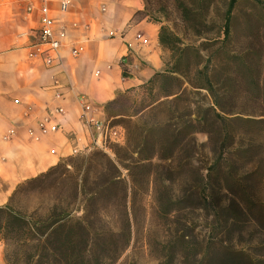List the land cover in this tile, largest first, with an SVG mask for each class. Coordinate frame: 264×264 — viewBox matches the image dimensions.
I'll use <instances>...</instances> for the list:
<instances>
[{
  "label": "rangeland",
  "instance_id": "1",
  "mask_svg": "<svg viewBox=\"0 0 264 264\" xmlns=\"http://www.w3.org/2000/svg\"><path fill=\"white\" fill-rule=\"evenodd\" d=\"M259 1H236L229 38L221 48L240 57L228 66H213L214 79L220 82L218 88L222 84L235 91L234 99L243 90L236 101H229L235 110L246 111L235 115L252 119L262 117L255 113L261 107L256 92H249L258 90L254 83L258 75L264 90V0ZM226 3L227 0L210 1L206 27L199 36L184 28L171 6L164 24L183 44L200 46L216 60ZM163 50L168 65L170 54ZM113 99L103 104L102 119L117 130L119 141L107 140L105 149L92 148L63 157L61 166L48 176L40 173L20 182L5 204L37 218L45 217L53 206L67 209L71 218H79L84 202L79 185L89 192L97 175L103 179L107 174L100 163L108 159L116 164L121 183L93 202L92 227L102 229L104 234L90 236L84 264H247L245 255L264 260L261 208H253L261 225L258 226L255 221H247L235 206L248 190L258 199L264 198V172L257 169V175L249 176V171L259 165L257 160L264 144L259 126L229 122L219 129L207 112V122L195 124V132L185 139L183 135L176 136L170 144L174 148L170 149L165 145V125L187 131L183 122L195 119L198 107L211 103L203 89L167 76L118 93ZM232 146L247 147V151H235ZM90 152L102 154V159L91 156L86 173L79 171L70 159L80 162ZM221 152L229 161L206 182L205 168ZM253 159L257 160L252 163ZM123 188L127 190L125 200L121 195ZM204 196H208V204L203 201ZM124 201L126 217L120 208ZM217 205L224 209L217 210ZM5 254L6 244L0 240V264H5Z\"/></svg>",
  "mask_w": 264,
  "mask_h": 264
},
{
  "label": "crops",
  "instance_id": "2",
  "mask_svg": "<svg viewBox=\"0 0 264 264\" xmlns=\"http://www.w3.org/2000/svg\"><path fill=\"white\" fill-rule=\"evenodd\" d=\"M59 1L48 0V7L65 36L45 65L41 56L29 55L27 35L39 14L25 9L38 0H0V205L20 182L90 142L80 96L92 106L88 115L102 119L104 103L165 66L159 25L134 16L143 0H70L65 11ZM47 121L56 130L41 133L40 123ZM10 129L14 135L7 137Z\"/></svg>",
  "mask_w": 264,
  "mask_h": 264
},
{
  "label": "trees",
  "instance_id": "3",
  "mask_svg": "<svg viewBox=\"0 0 264 264\" xmlns=\"http://www.w3.org/2000/svg\"><path fill=\"white\" fill-rule=\"evenodd\" d=\"M211 0H143L144 6L142 10L134 13L135 17H146L148 21L159 25L157 39L160 47L166 49L170 54V62L168 65L165 63V69L161 72H156L146 83H152L158 77H167L176 80L179 83L185 81L188 85L196 89H203L210 98V105L206 107H198L195 119H187L183 122V132L170 128L171 124H166L164 129L166 133L165 145L166 148L174 147L170 146L176 136L183 135L185 137L190 136L195 132V126L199 123L207 122V112H210L212 121L220 129L223 123L229 122H242L257 124L259 126V132L264 137V90H261V86L257 76V83L254 81L258 90H249V92H256L258 101L261 107L258 113L262 116L259 119L243 118L238 113H246V111L239 112L232 106H229V101H236L238 97L243 95V90L234 99L233 90H227L225 86L221 84V87H217L220 82L215 81L213 66L216 68L219 65H229L232 61H236L240 56L232 55V52H228L221 47L225 44L229 38L230 22L232 18V9L237 0H227L226 9L222 16V25L219 33L222 34V40L218 56L216 60L210 58V54L203 52V48L194 44H183L181 40L176 36L174 31L170 29L165 21L168 20L167 9L169 6L173 7L178 13L181 24L185 29H189L193 35L199 36L203 33V27H206L205 16L210 5ZM260 2L259 0H255ZM214 61V62H213ZM183 80V81H182ZM260 89V90H259ZM115 99L110 100V102ZM109 103V101H108ZM254 113V112H247ZM196 124V125H195ZM162 128V127H159ZM189 128V130H188ZM220 135V130H218ZM261 157L257 160L259 165L249 171V176L257 175V169L264 172V144H262ZM96 149V148H95ZM94 149V150H95ZM231 149L237 151H247L246 148L237 149V147H231ZM98 150V149H96ZM91 151V150H90ZM93 151V150H92ZM88 156H83L77 162L78 159H70L78 165V170L85 171L90 167L91 156L93 158L102 159V154L90 152ZM225 152H221L210 162L205 168L206 182L212 178L213 173L221 171L223 166L229 161L225 156ZM255 159L251 160L256 161ZM60 162V161H59ZM50 167L40 176H48L55 169L61 166V162ZM101 160L100 165L104 166V170L107 174L103 179L99 178L94 181L93 188L83 190V185H79V190L83 195L84 202L82 203V215L79 218H71L67 209L62 207L53 206L48 214L43 218H37L34 215H24L13 210L10 205H0V240L6 244L5 264H84L86 261L83 256L89 252V238L92 235L104 234L102 229H94L90 221L91 207L94 206V201L100 197L101 193L108 191H114L118 185H120V175L118 174L116 164L113 161L106 160L103 163ZM101 174V173H100ZM104 176V174H102ZM80 176L79 180L81 181ZM96 177V178H97ZM262 184H264V173L261 176ZM85 181V180H84ZM226 191H230L227 187ZM204 193L205 190L203 189ZM124 200L127 197V190L123 188V194H121ZM207 197L204 196L203 201L207 203ZM235 204L238 213L245 216L247 221H255L258 226H261L259 221L253 214V208H261L259 215L264 217V198L258 199L251 190L245 194V198L240 197ZM123 210V216H127V207L125 201L120 207ZM217 210L223 208L216 206ZM224 209V208H223ZM99 213V212H98ZM217 213V212H216ZM85 237V238H84ZM10 249V252H9ZM8 250V251H7ZM12 250V251H11ZM240 252H233L234 255ZM241 255H244L241 253ZM247 264H262L264 260H254L245 255ZM234 262L235 260H230Z\"/></svg>",
  "mask_w": 264,
  "mask_h": 264
},
{
  "label": "built area",
  "instance_id": "4",
  "mask_svg": "<svg viewBox=\"0 0 264 264\" xmlns=\"http://www.w3.org/2000/svg\"><path fill=\"white\" fill-rule=\"evenodd\" d=\"M70 5V0H60V10L65 11ZM26 13L31 16L34 11H38L39 17L37 19V26L31 30L30 34L27 35L31 38L29 47L31 51L30 56L42 57L43 63L49 65L52 57L58 55V50L61 46V40L65 36L63 30H56L54 19L51 17L50 10L48 7V0H38L37 4L30 2L26 6ZM77 49H72V54L76 55ZM81 110L80 118L90 131V142L84 143L82 146L75 145L72 148V155H76L81 151L90 150L92 148L105 149L104 144L107 140L119 141L117 130L109 127L103 119H98L95 116L89 114L92 106L80 96ZM59 112V110H57ZM39 129L41 133L48 131H55L56 126L54 124L40 123ZM31 133V132H30ZM14 135V131L10 129L7 133V137Z\"/></svg>",
  "mask_w": 264,
  "mask_h": 264
}]
</instances>
